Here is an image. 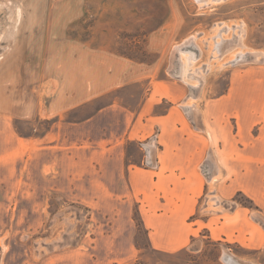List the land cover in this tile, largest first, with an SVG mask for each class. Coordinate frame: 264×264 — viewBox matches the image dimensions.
Returning a JSON list of instances; mask_svg holds the SVG:
<instances>
[{
    "label": "rangeland",
    "instance_id": "rangeland-1",
    "mask_svg": "<svg viewBox=\"0 0 264 264\" xmlns=\"http://www.w3.org/2000/svg\"><path fill=\"white\" fill-rule=\"evenodd\" d=\"M249 73L264 0H0V264H264V101L239 130L219 100ZM170 109L204 150L179 174L191 237L161 249L123 173L158 169Z\"/></svg>",
    "mask_w": 264,
    "mask_h": 264
},
{
    "label": "crops",
    "instance_id": "crops-1",
    "mask_svg": "<svg viewBox=\"0 0 264 264\" xmlns=\"http://www.w3.org/2000/svg\"><path fill=\"white\" fill-rule=\"evenodd\" d=\"M249 74L252 76H247L248 81L252 82L250 84L248 82V90L242 87L244 84L239 85L238 76H234L226 92L219 98L221 111H226L227 118L231 120L234 126L232 128H237L239 130L246 129V127L248 128V126H246L247 124L244 122V114L247 112L253 113L252 107L255 104L261 106V101H264L263 80L259 75H256L257 73ZM156 93V86L153 85L148 99H150L151 96H157ZM158 94L161 95V98L156 97L157 100L169 95L168 93L165 95L163 92H158ZM178 95H180L178 97H181V94ZM175 96H177V94H175ZM245 103L249 106L248 110L245 108ZM206 108H208V106ZM102 111L103 109L98 111V113L93 116V119L99 117ZM253 116L256 117L255 114H253ZM180 117L181 116L173 109H170V111L164 115L149 117L154 118L156 121L153 126L155 128L159 126L162 131L160 133V141L161 144L164 145V160L162 159V163L159 164L157 170L151 171L152 173L147 174L145 177L142 171L135 168H131L130 172L126 174L127 176L123 173L125 181L127 177L128 182L131 183V185H129L132 197L139 196V198H141L139 204L140 209L146 225L152 229L151 232L153 233H151V236L153 244L161 249H176L180 247L179 244L183 246L187 239L191 237L192 231H190V229L183 230L181 228L177 229L176 227L181 226L182 221L186 220L195 211L197 205L195 199L196 194L194 192L185 194V191H180L178 184L180 183L181 177L179 174L191 171L192 169H190V167L198 165L201 161L200 155L204 148L198 145V148L200 147V155H189L181 152L184 131L180 126ZM232 118L236 120H232ZM249 119L251 120V117ZM138 120L139 119H135L130 129V135L145 136V138L150 137L152 133L148 132V128H146V131L140 132ZM233 122H235V125ZM231 123L228 122V125L232 126ZM149 124H151V122H149ZM249 126L251 127V125ZM234 157L238 159L240 154ZM227 164V168L230 167V162ZM236 164L238 165V162ZM164 166L166 168L165 170ZM239 166L240 165H238V168ZM173 172L176 173V175H174ZM237 181L239 180L237 179ZM122 188L126 189V186ZM187 191H190V189L188 188ZM125 203L132 204V201L128 200ZM118 219L119 218L114 222L115 225L118 223ZM126 222L128 228L126 231L124 230L122 232L121 237L123 240L130 242V249H132L134 248L132 247V239L135 231L134 220L128 218ZM117 231L118 229L116 232Z\"/></svg>",
    "mask_w": 264,
    "mask_h": 264
},
{
    "label": "bare ground",
    "instance_id": "bare-ground-1",
    "mask_svg": "<svg viewBox=\"0 0 264 264\" xmlns=\"http://www.w3.org/2000/svg\"><path fill=\"white\" fill-rule=\"evenodd\" d=\"M185 68H186V67H185ZM185 68H184V69H185ZM187 70H188V69H187ZM187 70H186V71L184 70V71L187 72ZM188 72H189V71H188ZM230 260H231V259H230ZM230 260H229V261H230Z\"/></svg>",
    "mask_w": 264,
    "mask_h": 264
}]
</instances>
